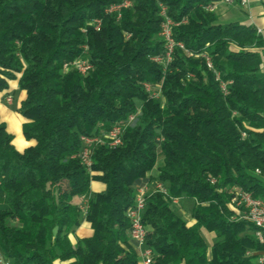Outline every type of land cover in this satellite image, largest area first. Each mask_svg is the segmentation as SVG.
<instances>
[{"label": "trees", "instance_id": "obj_1", "mask_svg": "<svg viewBox=\"0 0 264 264\" xmlns=\"http://www.w3.org/2000/svg\"><path fill=\"white\" fill-rule=\"evenodd\" d=\"M218 1L130 0L117 21L105 10L119 0H0V92L10 81L26 92L23 136L35 142L17 152L0 123V252L11 264H138L126 212L154 170L168 196L149 194L142 213L152 264H257L264 243L232 200L239 190L264 201V40L219 24L206 10ZM160 5L183 47L165 68L152 60L165 54ZM79 58L91 70L65 72ZM137 112L119 147L93 148L87 171L81 137ZM170 198L193 203L192 226ZM82 222L92 234L73 244ZM202 229L215 235L210 249Z\"/></svg>", "mask_w": 264, "mask_h": 264}, {"label": "built area", "instance_id": "obj_2", "mask_svg": "<svg viewBox=\"0 0 264 264\" xmlns=\"http://www.w3.org/2000/svg\"><path fill=\"white\" fill-rule=\"evenodd\" d=\"M225 3H232L234 0H223ZM256 0H238V4L245 8L250 3ZM131 7L130 0H119V3L113 4L106 8V15H114L116 20L120 19V13L122 9H126ZM160 8V16L162 18V22L160 25L159 37L162 39L164 43L165 54L163 57H156L152 60L162 65L164 68L171 62L173 49L175 46L179 48H183L182 45L176 44L172 37V28L175 26L169 17H167L166 8L162 5ZM215 9V3L206 7L208 12H213ZM90 25L93 26L95 30H99L101 26L100 20L93 21ZM207 68L212 69V65L209 59H206ZM69 69H75L81 75H86L91 70V65L85 58H79L74 61L70 65H65L64 70L67 72ZM144 89L147 93L151 94V97L157 99L160 96V92L152 93V88L149 85H144ZM221 89L224 93H226L225 86L222 84ZM6 101L11 102L10 98H7ZM140 112L130 116L128 120L121 126H114L108 133L102 136L95 137H81L82 149L77 156L83 166L87 171L90 172V168L92 166L91 163V154L92 150L95 146L99 144H105L109 148H116L122 144L121 137L123 131L128 126H133ZM258 173V171H256ZM214 181L212 180L211 183ZM151 193H160L163 196H168L167 189L161 185L160 183H154L151 190L145 186H137L135 188L134 194V202L133 205L126 212V219L129 222V239L131 243H133L135 249L139 254V262L138 264H152L153 263V254L149 248L144 246V242L147 235V229L142 223V213L145 209V201L146 197ZM179 200L171 199L170 203L172 206H176ZM232 204H234L237 208L241 209V216L244 220L253 224L256 228L254 232V237L260 242L264 243V201L260 199H254L249 193L239 191L235 198L232 200ZM88 208V198L82 196L79 199V209L83 215H85ZM0 264H11L0 252ZM257 264H264V253H261L257 257Z\"/></svg>", "mask_w": 264, "mask_h": 264}, {"label": "crops", "instance_id": "obj_3", "mask_svg": "<svg viewBox=\"0 0 264 264\" xmlns=\"http://www.w3.org/2000/svg\"><path fill=\"white\" fill-rule=\"evenodd\" d=\"M213 13L216 15L219 24L225 25L228 23H239L243 26H251L262 37V40H264V0H256L245 8H242L238 4V0H234L232 3H225L221 0L215 2V9ZM260 75L264 77V56H262ZM7 98H10L11 102L8 103L6 101ZM25 99L26 92L19 90L17 81L8 82V89L0 92V123L4 124L6 132L13 137L12 145L19 153H23L25 149L35 145L34 141H26L23 136V125L28 121L21 116L19 110L21 103ZM156 174V172L148 174L145 179L138 181L136 185L145 186L150 191L154 184L151 179L156 177ZM93 184H95L96 187H94ZM103 189L104 187L100 183H91L90 185V190L94 193L101 192ZM183 220L189 226H192L194 223L191 218L189 222H187L184 218ZM91 234L92 232L89 225L82 222L81 225L74 231V235L71 236V239L73 244H75L78 239L90 237ZM205 236L206 238L203 236L204 241L210 249L214 242V234L207 233ZM131 244L133 245V243ZM54 264L63 263L57 261L54 262Z\"/></svg>", "mask_w": 264, "mask_h": 264}, {"label": "rangeland", "instance_id": "obj_4", "mask_svg": "<svg viewBox=\"0 0 264 264\" xmlns=\"http://www.w3.org/2000/svg\"><path fill=\"white\" fill-rule=\"evenodd\" d=\"M222 24H224V23H222ZM157 99L162 104L164 103V99L162 97H158ZM161 163H162L161 158H159L157 165H161ZM153 172L155 173V170ZM93 186L96 187L95 184H93ZM238 192H239V190H237V193ZM192 206H193L192 202H190L188 200H185V201L182 200V201H179L178 204H176V206L174 205L172 208H173V210L177 216L184 218L187 222H189V220L191 218L190 216H191ZM235 208H237V207L235 206ZM237 209H239V208H237ZM206 234H207V232H205L203 229L200 230V235L202 236L203 239H204V237L206 238V236H205ZM214 237H215V235H214ZM206 240H208V239H206ZM214 240H215V238H214Z\"/></svg>", "mask_w": 264, "mask_h": 264}]
</instances>
